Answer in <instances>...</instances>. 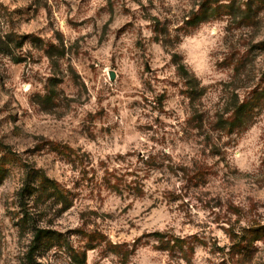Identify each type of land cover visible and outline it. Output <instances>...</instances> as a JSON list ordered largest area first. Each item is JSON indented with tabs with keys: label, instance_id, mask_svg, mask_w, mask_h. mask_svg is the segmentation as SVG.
Returning <instances> with one entry per match:
<instances>
[{
	"label": "rangeland",
	"instance_id": "rangeland-1",
	"mask_svg": "<svg viewBox=\"0 0 264 264\" xmlns=\"http://www.w3.org/2000/svg\"><path fill=\"white\" fill-rule=\"evenodd\" d=\"M216 22L201 86L179 46ZM262 92L264 0H0V264L32 174L40 264H264Z\"/></svg>",
	"mask_w": 264,
	"mask_h": 264
},
{
	"label": "clouds",
	"instance_id": "clouds-1",
	"mask_svg": "<svg viewBox=\"0 0 264 264\" xmlns=\"http://www.w3.org/2000/svg\"><path fill=\"white\" fill-rule=\"evenodd\" d=\"M227 27L226 24L216 22L211 26H202L201 31L192 37H186L185 41L180 44L179 49L187 53V58L182 62L184 65H189L191 68V74L201 81V86L207 85L214 81L205 79V76L215 75V63L212 60L211 53L217 50L219 42L226 35L223 29ZM223 59V57H221ZM219 78V77H217ZM0 191H3L0 189ZM264 197V194H262ZM239 203V201H237ZM4 209L0 207V214ZM203 215V213H201ZM156 229L160 232L167 230V221L163 218L160 221L154 222ZM221 239V245L228 243L227 238L222 233H217ZM115 243V241H113ZM150 255L156 256V253ZM204 255V253H201ZM107 264V262H105ZM139 264H148L147 257L140 260Z\"/></svg>",
	"mask_w": 264,
	"mask_h": 264
},
{
	"label": "trees",
	"instance_id": "trees-1",
	"mask_svg": "<svg viewBox=\"0 0 264 264\" xmlns=\"http://www.w3.org/2000/svg\"><path fill=\"white\" fill-rule=\"evenodd\" d=\"M225 8V6H218L216 5L214 8H209L208 13H216L217 11L221 10ZM226 8L228 10H230L231 12L237 11V9H235L231 4H228V6H226ZM247 18H251L250 15H247ZM202 19L200 18V16L196 17V23L201 22ZM9 47L7 44H5V48ZM180 70L181 71H185L184 66H180ZM261 96H264V92L261 93ZM250 109V106L247 104H243L241 105L237 111H236V115L238 116V120H241V123H244L245 121V113ZM44 180L42 178H40L38 175L36 174H32L30 176V178H28V180L26 181V183L24 184V186L20 189V191L18 192V200H19V207L22 210V213L24 214V218H23V222L27 227H30V229L33 231V240L31 242V245L26 253L25 256V261L26 264H40L39 262V253L41 251V248L43 247V245L48 244V240L50 239L49 234L50 231L44 229L43 227L40 226V220L38 219L37 213H31L30 210V206H37L36 204H38V187L41 185H43ZM45 185V183H44ZM43 185V186H44ZM162 238H164V236L161 235ZM48 239V240H47ZM171 242H173V244L175 246L179 245L181 248H183L184 245V240H181L179 238L175 239L172 238L169 242H167L168 245L171 244ZM114 249H122L123 246H118V245H113ZM92 248H88V250L93 249ZM86 253L83 254V262L82 263H86Z\"/></svg>",
	"mask_w": 264,
	"mask_h": 264
},
{
	"label": "water",
	"instance_id": "water-1",
	"mask_svg": "<svg viewBox=\"0 0 264 264\" xmlns=\"http://www.w3.org/2000/svg\"><path fill=\"white\" fill-rule=\"evenodd\" d=\"M113 78V77H112Z\"/></svg>",
	"mask_w": 264,
	"mask_h": 264
}]
</instances>
